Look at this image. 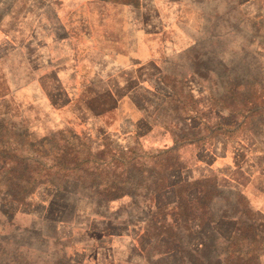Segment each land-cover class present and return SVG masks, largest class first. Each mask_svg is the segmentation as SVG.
<instances>
[{"label": "rangeland", "instance_id": "obj_1", "mask_svg": "<svg viewBox=\"0 0 264 264\" xmlns=\"http://www.w3.org/2000/svg\"><path fill=\"white\" fill-rule=\"evenodd\" d=\"M259 14L264 15V0H0V90L7 88L30 107L23 114L31 119L42 118L54 104L51 115L59 123L39 120L32 128L41 138L53 135L49 143L57 148L63 147L57 130L66 125L94 136L89 122L77 123L80 119L71 110L75 104L78 114L80 110L85 116L101 114L109 131L115 132L108 137L113 145H141L151 159L157 149L173 144L163 122H170L178 131L191 130L190 119L185 117L187 98L196 100V108L210 118L225 112L219 106L208 109L210 96H222V86L233 72L240 79H249L248 52L256 44L263 50L264 44V22L257 30L255 22L259 21L252 17ZM227 57L234 63L230 67ZM143 118L148 123L138 139L132 130ZM202 134H206L204 145L211 146L212 169L232 170L231 174L224 172L226 179L233 188L244 190L253 211L264 214V115L250 131ZM178 154L187 180L204 176L205 168H200L204 163L195 160V146L184 144ZM41 196L45 202L48 193L42 190ZM67 196L71 201L74 195ZM7 199L0 191V264H70L74 249L73 256L84 263L109 261L110 256L104 257L100 247L104 237L87 233L79 237L84 229H92L91 221L82 218L86 216L76 219L78 225H58L62 237L55 242L37 231L45 219L38 209H15ZM127 199L113 201V208ZM149 210L148 205L140 204L121 209L120 218L128 221L121 232L126 241L112 243L139 259V264L160 257L155 250L148 259L126 245H134ZM231 224L225 225L230 228ZM68 235L72 236L70 244L65 245L62 239L69 240ZM187 241L191 250L200 242ZM207 251L208 261L216 263ZM260 264H264V256Z\"/></svg>", "mask_w": 264, "mask_h": 264}, {"label": "trees", "instance_id": "obj_2", "mask_svg": "<svg viewBox=\"0 0 264 264\" xmlns=\"http://www.w3.org/2000/svg\"><path fill=\"white\" fill-rule=\"evenodd\" d=\"M241 10L245 14L244 4ZM252 17L259 21L255 22L256 29L261 30L264 15ZM261 46L263 50L257 44L249 50L245 60L249 79H240L233 72L222 86V96H210L208 109L213 111L219 106L225 112L218 111L210 118L196 108V100L187 98L185 117L190 119L191 130L178 131L170 122H163L173 144L157 149L151 159L141 145L128 144L126 148L113 145L108 137H113L115 132L109 131L101 114L85 116L82 110L78 114L75 104L71 110L75 119H80L77 123L89 122L94 136L87 130L77 132L73 125H66L57 130L63 143V147L57 148L49 143L53 135L41 138L36 129L27 127L25 117L18 114L17 99L7 88L1 89L0 191L10 204H15V209L27 212L38 209L45 219L37 231L45 232L55 242H61L62 237L58 222H71L86 215L92 229H84L79 237L87 233L103 238L118 232L115 234L126 241L121 232L128 221L120 218V210L140 204L148 205L150 210L134 237V245L129 246L128 242L126 245L148 259L155 250L160 253L155 262L145 260L144 264H211L204 253L206 248L212 258L215 256L214 264H260L264 256V214L253 211L244 190L233 188L225 171L212 169L211 146L204 145L206 134L201 133L224 135L227 131H250L257 118L264 115V44ZM226 62L227 67L234 64L228 57ZM158 92V89L154 91ZM170 96L176 97V92ZM53 105L50 106L55 111ZM55 120L57 125L59 122ZM147 123L145 118L137 122L132 130L135 138L139 139L142 126ZM184 144L195 146V160L204 163L200 166L205 168L204 176L191 180L183 176L185 165L179 163L178 151ZM261 149L264 158V145ZM42 190L48 193L45 202L41 199ZM67 195H74L71 201ZM125 197L127 202L114 209L113 201ZM230 200L229 206L237 205L234 210L229 209ZM81 212L85 215H80ZM227 222H232L230 228L225 225ZM67 237V241L62 239L65 245L70 244L72 236ZM187 239L200 241L195 250L189 249ZM100 243L104 257L110 256L106 264H139V259L126 255L119 245L108 246L101 240ZM112 247H118L120 252ZM71 253L75 254L76 250ZM73 254L70 264H88Z\"/></svg>", "mask_w": 264, "mask_h": 264}, {"label": "water", "instance_id": "obj_3", "mask_svg": "<svg viewBox=\"0 0 264 264\" xmlns=\"http://www.w3.org/2000/svg\"><path fill=\"white\" fill-rule=\"evenodd\" d=\"M258 54H259V53H258ZM17 101H18V100H17ZM37 104H38V103H37ZM18 107H19V109H18V114L20 113L21 115H23V116L25 117V120H26V122H27V127H28V128H32V126H33L34 123L39 124V122H38L39 120H42V121H46L47 119H52L53 121L55 120L54 116L51 115V113L54 112V110H53L51 107L49 108L50 111H48V112H44V113H43L42 118L37 117L36 119H31V118H29V117H27L26 115L23 114V111H24V110H27V109H30V107H28V106H26V105H23V103L20 102V101H18ZM31 109H32V108H31ZM49 113H50V114H49ZM32 134H33V133H32ZM220 170H222V171H226L225 168H220ZM78 218H81V216L78 217ZM78 218H76V219H78ZM82 218H86V221H88V219H89L87 215H86V217H82ZM76 219H73L71 222H58L57 226H58V225H61V224H74V223L78 225V222H79V221H77ZM58 231H59V230H58ZM59 233L61 234L60 231H59ZM115 239L119 240L120 242L123 241V239H122L121 236L118 237L117 234H113V235H111V236H106V237H104V238L102 239V244H105V245H108V246H109V245H111V244L113 243V241H114ZM112 250H113V251H119V252H120V250L118 249V247H112Z\"/></svg>", "mask_w": 264, "mask_h": 264}]
</instances>
